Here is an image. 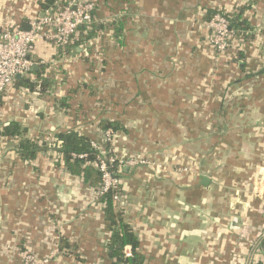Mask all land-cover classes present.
I'll use <instances>...</instances> for the list:
<instances>
[{
    "label": "crops",
    "instance_id": "crops-1",
    "mask_svg": "<svg viewBox=\"0 0 264 264\" xmlns=\"http://www.w3.org/2000/svg\"><path fill=\"white\" fill-rule=\"evenodd\" d=\"M113 5L101 4L108 27L86 44L65 53L38 43L45 87L14 84L0 95V128L17 121L47 145L24 160L0 141V264L29 254L114 263L97 190L59 163L54 140L70 130L97 136L104 120L121 126L122 157L153 162L121 170L120 210L144 264H264V0ZM0 8V32L43 12L40 0ZM213 10L245 22L219 58L205 26Z\"/></svg>",
    "mask_w": 264,
    "mask_h": 264
},
{
    "label": "built area",
    "instance_id": "built-area-1",
    "mask_svg": "<svg viewBox=\"0 0 264 264\" xmlns=\"http://www.w3.org/2000/svg\"><path fill=\"white\" fill-rule=\"evenodd\" d=\"M96 3L93 0H57L54 7L43 11L40 15L30 18L28 30L24 26H4L0 32V95L9 87L16 84L17 76H27L35 65L33 55L41 41H54L63 52H67L72 35L78 27L89 24L94 20L93 13ZM210 31V43L221 57L228 50L230 40L236 35L231 21L221 12H216L205 23ZM116 131L111 128L101 129L97 138L91 141L92 147L97 151L94 166L101 173V183L98 187V196L111 191L117 208L121 209L123 203V186L121 170L123 166L148 165V159L140 156L125 158L115 144ZM62 142L57 143L61 148ZM60 158L62 154L59 153ZM86 154L81 155L85 157ZM127 256L132 255L130 246L125 248ZM49 259L38 261L33 255H24V264H46Z\"/></svg>",
    "mask_w": 264,
    "mask_h": 264
},
{
    "label": "trees",
    "instance_id": "trees-1",
    "mask_svg": "<svg viewBox=\"0 0 264 264\" xmlns=\"http://www.w3.org/2000/svg\"><path fill=\"white\" fill-rule=\"evenodd\" d=\"M57 0H40L41 10L45 11L50 7H54ZM96 3V9L93 13L94 20L89 24H84L78 27L77 31L72 35L71 43L67 52L73 48L82 46L88 41L93 39L102 30L106 29L108 25L101 24L98 20L97 10L102 3L108 2L111 11H114V0H93ZM221 12L231 21L233 29L242 28L245 23L241 20V15H231L221 10H213L208 17V20L216 13ZM39 13V12H38ZM36 13V15L38 14ZM207 20V21H208ZM110 25L114 24V19L110 21ZM244 29V28H243ZM43 68L34 69L30 74L31 77L35 76V81H32L28 75L18 78L16 85L24 86L30 90H35L39 85L45 87V83H38L37 81L44 80ZM101 129L111 128L114 131L120 129V125L115 121L104 120L100 123ZM100 129V130H101ZM25 128L17 121L9 122L0 128V141L4 140L15 146V150L24 160H30L36 158L42 148H47L46 143H42L40 139L30 138L25 136ZM98 136V135H97ZM97 136L83 135L77 131H63L57 133L55 136V144L59 141L62 142L61 148L58 149L62 154L61 160L63 166L74 176H78L84 179L85 182L98 190L101 183V173L94 166L96 161L97 151L93 149L91 141ZM42 143V144H41ZM86 154L85 157L81 155ZM100 202L104 205L106 211V219L109 223V228L112 232L110 240L108 242L110 257L114 259L113 264H144V257L138 252L140 241L136 235L132 226L126 222L123 218V212L116 207L113 200V193L111 191L104 195L98 196ZM131 247L132 255L127 256L125 254V248Z\"/></svg>",
    "mask_w": 264,
    "mask_h": 264
},
{
    "label": "water",
    "instance_id": "water-1",
    "mask_svg": "<svg viewBox=\"0 0 264 264\" xmlns=\"http://www.w3.org/2000/svg\"><path fill=\"white\" fill-rule=\"evenodd\" d=\"M30 28L29 24H25L24 25V29L28 30ZM37 67V65H35L34 69ZM21 75H18L17 78H21ZM206 182V181H205Z\"/></svg>",
    "mask_w": 264,
    "mask_h": 264
},
{
    "label": "rangeland",
    "instance_id": "rangeland-1",
    "mask_svg": "<svg viewBox=\"0 0 264 264\" xmlns=\"http://www.w3.org/2000/svg\"><path fill=\"white\" fill-rule=\"evenodd\" d=\"M7 9V8H6ZM19 9H20V7H19ZM2 10H4L5 11V9L3 8ZM18 10V9H17ZM17 10H16V12H17ZM0 11H1V8H0Z\"/></svg>",
    "mask_w": 264,
    "mask_h": 264
}]
</instances>
